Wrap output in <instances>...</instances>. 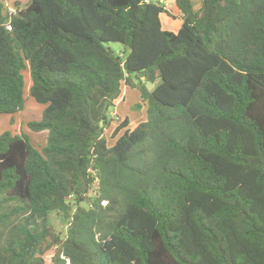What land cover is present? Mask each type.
<instances>
[{
  "label": "trees",
  "instance_id": "1",
  "mask_svg": "<svg viewBox=\"0 0 264 264\" xmlns=\"http://www.w3.org/2000/svg\"><path fill=\"white\" fill-rule=\"evenodd\" d=\"M175 2L0 1V113L29 68L48 130L0 135V264H264V0Z\"/></svg>",
  "mask_w": 264,
  "mask_h": 264
},
{
  "label": "rangeland",
  "instance_id": "2",
  "mask_svg": "<svg viewBox=\"0 0 264 264\" xmlns=\"http://www.w3.org/2000/svg\"><path fill=\"white\" fill-rule=\"evenodd\" d=\"M4 2L6 7L10 9H15V2L20 1L22 5L28 4L31 0H0ZM161 1V0H160ZM195 1V0H194ZM166 7L172 13L171 18L177 19L178 14L174 12L175 2L174 0H163ZM175 13V14H174ZM162 22L167 27L166 23L169 20L166 14L161 16ZM172 31H176L174 28H168ZM111 45L117 50L120 51L123 49L120 43L112 42ZM25 77V107L14 113H0V135L5 131H9L13 134H26L33 145L41 148L47 142V135H44L42 132L32 130L28 123L30 121L40 120L42 117V113L46 104L40 103L36 101L29 93V86L31 82V75L29 68L24 70ZM154 84L148 83V87L151 89ZM123 97L125 99L116 102V105L109 109L110 115L117 121L118 118L129 117L130 126H135L138 123L144 121L146 119V104L143 101L140 91L137 88H133L131 86L124 87ZM114 121V124L116 123ZM112 128L106 129V136H110ZM110 144L113 143V140L109 139ZM49 221L52 226L55 228L57 232L60 233L62 237L67 235L68 230V222L67 220L57 211H53L50 213ZM50 259V255L47 257Z\"/></svg>",
  "mask_w": 264,
  "mask_h": 264
},
{
  "label": "crops",
  "instance_id": "3",
  "mask_svg": "<svg viewBox=\"0 0 264 264\" xmlns=\"http://www.w3.org/2000/svg\"><path fill=\"white\" fill-rule=\"evenodd\" d=\"M161 1H163V0H161ZM174 2H175V0H174ZM192 3L194 5V8L197 9V8H199L201 6L202 0H195V1L192 0ZM175 9L176 10L174 12H176V14L175 13L174 14L175 15L178 14V18L177 19H172L171 16H168L167 15L168 18H169V20L166 23L167 27H165V25H164V27L166 29H168V28H174L177 31L180 28V26H181V24L183 22V19H182V13H181L180 9L178 8V6L176 5V2H175ZM122 99H125V97H121L117 102H119ZM38 132H42V133H44V135H47L48 134V130H46V129L45 130L38 131Z\"/></svg>",
  "mask_w": 264,
  "mask_h": 264
},
{
  "label": "built area",
  "instance_id": "4",
  "mask_svg": "<svg viewBox=\"0 0 264 264\" xmlns=\"http://www.w3.org/2000/svg\"><path fill=\"white\" fill-rule=\"evenodd\" d=\"M10 11L14 12V11H15V9H10ZM103 203L105 204V203H106V201L104 200V201H103Z\"/></svg>",
  "mask_w": 264,
  "mask_h": 264
}]
</instances>
